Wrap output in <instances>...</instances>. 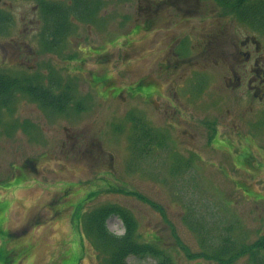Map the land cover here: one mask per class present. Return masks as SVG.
<instances>
[{"label":"rangeland","instance_id":"374dc122","mask_svg":"<svg viewBox=\"0 0 264 264\" xmlns=\"http://www.w3.org/2000/svg\"><path fill=\"white\" fill-rule=\"evenodd\" d=\"M106 1L98 22L77 23L69 35L72 45H78L80 37L100 43L107 36L109 43L121 46L141 28L131 16L141 14L142 3L157 0ZM192 1L197 10L219 11L211 0ZM121 8L131 16L121 15ZM0 12L10 18L8 28L0 27L6 30L0 33V70L40 76L38 80L47 84L51 76L62 82L72 80L77 99H88L84 110L57 113L20 95L12 109L4 112L0 122V264H107L104 253L89 240L84 214L109 204L127 206L138 220L139 240L153 242L176 264H216L190 254L201 252L204 243L216 246L228 235L252 242L264 231V194L254 192L264 193V115L254 127L257 135H219L220 128L224 133L236 131L238 123L247 132L250 123H255L242 113L246 100L242 89H227L222 80L226 72L213 65L222 45L214 46L209 69L192 71L193 78L199 79L185 89L193 93L192 103L183 98L184 88L179 89L185 100L178 102L196 115L191 121L185 118L189 123L177 120L176 125L183 129L190 125L195 131L191 139L170 124L173 133L169 134L155 104L147 107L136 95L138 91L154 92L158 84L162 87L163 76H153L158 84L144 82L139 77L147 68L136 64L131 75L110 66L109 72H100L98 66L91 77L90 61L85 72L73 71L71 64L66 69V61L82 67L89 58L86 54L75 57L79 51L103 47L82 39L87 44L74 48L73 58L62 61L71 55L72 47L67 43L63 52L54 53L55 58L43 51L34 0H0ZM195 14L199 20L198 11ZM175 15L179 20L182 13ZM214 19L227 20L238 31L255 32L232 13L225 18L216 14ZM255 33L264 42V34ZM84 77L92 79V87L100 88L98 97ZM129 78L137 79L120 85ZM166 99L178 114L184 113L182 106L172 104L171 95ZM132 115L145 119L152 127L150 132L158 130L165 146L154 144L149 152L138 155L132 148L136 122ZM107 223L113 232H125L119 216H110ZM128 260L132 264L159 261L148 254L130 255ZM232 264L254 263L244 255Z\"/></svg>","mask_w":264,"mask_h":264},{"label":"flooded vegetation","instance_id":"af4514ba","mask_svg":"<svg viewBox=\"0 0 264 264\" xmlns=\"http://www.w3.org/2000/svg\"><path fill=\"white\" fill-rule=\"evenodd\" d=\"M39 11V23H41V44L43 51L52 57H57V51L63 52L67 43L71 42L68 35H64L65 26L59 29H52V9L34 0ZM121 6V3H117ZM106 4L103 0H72L69 8H62L65 18L69 15L70 9L75 7V12L84 21L98 22L99 13ZM197 4L192 0H157L151 4L142 3L139 6L136 22L141 23L139 31H135L126 41L120 43H109V38L105 36L103 42H92L88 37L82 39L89 40L94 47L102 46V49H94V52L79 51L75 57H81L82 54L88 55L82 67H77V72H85L86 64L90 61V70L100 72L108 71L109 66L118 69V72L124 75L135 74L134 65H144L147 71L143 73L144 82L157 81L153 76H163V86L158 83L156 91H138L136 95L150 106L155 104L159 111V116L163 115L165 123L182 131V135L191 138L195 136V131L189 125L188 128H181L176 125L177 120L189 123L185 118L191 121L196 115L188 111L186 104L179 103L178 99H189L193 93L183 90L180 97L179 89H186L194 81L192 71L197 67L208 69L212 63V52L216 45H222V48L216 53L214 59L215 65L220 70L226 72L223 75V82L228 89L236 91L242 89V96L246 100L242 104V113L247 119L257 124L258 119L264 115V42L257 33L242 32L228 26L227 22H216L210 7L196 9ZM198 11L199 20H196ZM42 12V13H41ZM175 12H181L179 20H176ZM130 15L128 9L121 8V15ZM48 17L44 25L42 17ZM65 18L62 17V25H65ZM75 22H80L74 19ZM137 24V23H136ZM115 26V25H114ZM79 38L78 45L87 44ZM82 42V43H80ZM76 46V47H77ZM75 47V48H76ZM120 49L121 51H118ZM56 55H55V54ZM73 56L60 58L68 60ZM233 63L229 65V62ZM68 67V65H66ZM113 74V73H112ZM114 76V74H113ZM188 78V79H187ZM114 79V78H113ZM137 78H129L124 81V85L134 81ZM187 79V80H186ZM92 79H89V82ZM119 84V83H118ZM91 85V84H90ZM92 87V86H91ZM100 93V88L96 85L92 87ZM171 95L175 104L182 106L184 113L178 114L172 109L171 103L166 96ZM156 102H158L156 104ZM189 103V104H190ZM189 113V114H187ZM248 116V117H247ZM184 117V118H183ZM235 129H244L243 125L235 124ZM169 133H173L169 127ZM250 128L248 127V130ZM192 139V138H191Z\"/></svg>","mask_w":264,"mask_h":264},{"label":"trees","instance_id":"16d2710c","mask_svg":"<svg viewBox=\"0 0 264 264\" xmlns=\"http://www.w3.org/2000/svg\"><path fill=\"white\" fill-rule=\"evenodd\" d=\"M215 1L226 6L229 12L234 13L239 19L249 21L254 26L264 29V0ZM41 2L45 4L44 0ZM56 7L51 6L52 11H50L53 31L59 29L60 26H65L62 25V17L65 18V13ZM14 88H20L29 93L36 92L45 104H56V101L61 98V96L52 95L49 88L39 87L34 91V88L27 84L24 85L19 79L0 73V104H6L10 100ZM113 214L120 216L124 222L125 232L122 235L112 232L107 225L108 218ZM85 225L88 234L99 244L100 249L107 257L108 264H131L127 260L131 254L140 256L150 254L161 257L157 264H175L172 258L155 244L140 242L137 239L138 221L130 209L123 205L112 204L92 210L86 215ZM262 248H264V236L252 244H242V247L238 246L234 240L225 238L220 245L210 251H204L202 254L221 264H229L237 256L245 253H250L257 261L258 251Z\"/></svg>","mask_w":264,"mask_h":264}]
</instances>
